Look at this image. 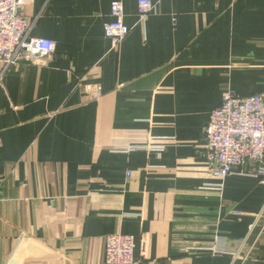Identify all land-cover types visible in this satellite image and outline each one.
<instances>
[{"label": "crops", "instance_id": "crops-1", "mask_svg": "<svg viewBox=\"0 0 264 264\" xmlns=\"http://www.w3.org/2000/svg\"><path fill=\"white\" fill-rule=\"evenodd\" d=\"M152 1L141 20L137 0H26L30 35L57 48L0 83V264H107L115 232L138 264H264V231L244 263L186 252L220 237L246 253L259 231L264 175L208 188L203 136L225 91L264 93V0Z\"/></svg>", "mask_w": 264, "mask_h": 264}, {"label": "built area", "instance_id": "built-area-1", "mask_svg": "<svg viewBox=\"0 0 264 264\" xmlns=\"http://www.w3.org/2000/svg\"><path fill=\"white\" fill-rule=\"evenodd\" d=\"M26 0H0V62L3 69L2 76L12 66L29 61L37 65H44L47 59L55 53L57 44L49 38L32 37V27L36 18L30 17L24 11ZM137 8L141 20L155 10L152 0H137ZM111 19L104 26V34L119 47L130 32L125 24L124 4L120 1L112 2ZM203 146L207 169L216 182L208 184V188L223 190L224 181L234 173L260 177L264 175V93L251 96H239L228 90L222 100L215 107L205 128ZM166 138H151L146 149L164 150ZM245 168V169H244ZM241 169L244 171L239 172ZM264 183V179L262 180ZM237 212V215H241ZM250 231L259 228L256 239L249 250L244 253L242 248L237 251H227L225 240L216 237L212 245L190 246L186 252H210L212 255L231 256L234 261L244 263L250 258V251L259 241L264 231V210L255 217ZM105 258L107 264H138L134 251L137 246L133 235L115 232L106 237Z\"/></svg>", "mask_w": 264, "mask_h": 264}]
</instances>
